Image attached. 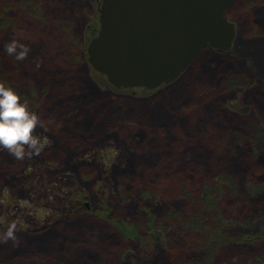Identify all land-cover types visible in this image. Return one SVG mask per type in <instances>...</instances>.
<instances>
[{
    "label": "rangeland",
    "instance_id": "rangeland-1",
    "mask_svg": "<svg viewBox=\"0 0 264 264\" xmlns=\"http://www.w3.org/2000/svg\"><path fill=\"white\" fill-rule=\"evenodd\" d=\"M1 1L0 13L3 8L7 9V15L16 21H8L4 30H0V36L3 38L6 34V42L15 38L29 45L27 56L32 59L37 53L44 63L61 62L67 75L59 80L48 79L46 84L45 77L40 76L41 70H32L34 75L30 76L28 72L32 71L22 60L19 64L13 59L7 65L0 64V79L15 82L11 85L22 98L29 100L30 108L39 114L46 126L34 129L45 141L38 155L19 160L7 149H0V232L11 221H16L24 231L29 230L36 236L26 238V233L17 227V240L0 241V264H193L209 259L211 253L205 249L202 240L205 235H200L199 242H188L189 246H200L193 251H186L180 245L186 243L182 233H178L174 240L180 244L172 245V249L164 250L161 245L145 247L137 240L123 237L120 229L111 225L109 218L97 212L106 204L116 218H125L134 225L145 227V215H137L119 204L116 183L130 196L132 207L144 202L145 186L155 184L151 179L142 182L141 173L160 163L163 153L168 158L164 145L175 141L176 124H181L184 118L191 120L193 133L190 138L194 143H174L177 151L170 161L180 160V151L186 149L190 155L188 159L193 160V174L197 176L190 177L189 181L196 183L198 178L202 182L207 181L217 172L228 186L218 198L217 207L206 206L203 211L213 214L215 210L229 222L224 225L229 239L215 247L211 264H264V242L234 241L235 236L264 231V159L254 157L246 146L249 141L248 144L260 146L264 153V72L255 51L242 55L236 47L239 38L251 42L256 40L264 47V31H250L249 20L244 19V12H247L264 21V0H253L250 6H243L241 0L236 2L232 19L237 23V35L231 52L213 49L203 52L196 66L197 69L201 67L198 74L202 80L196 81L202 83L204 91L192 93L191 97L186 86L181 84L177 98L171 100L176 106L182 105L183 101L191 102L192 107L178 116L169 113L167 108H159L161 105L170 108L166 93L155 95L164 88L150 93L110 89L101 83L96 70L86 64L81 48L73 47L67 33L64 34V28L66 30L67 27L79 45L82 44L86 24L96 17L93 0H30L41 8L37 29L30 31L19 26L27 12L23 3L29 0H17L16 9L8 8L11 1L4 0L5 4ZM204 66L208 71L205 73L210 76L208 78L203 74ZM34 69H39V64ZM209 78L214 81L213 88L208 84ZM187 80L186 77L183 79L184 82ZM254 82L256 85L249 89L236 87L249 86ZM179 85V80L171 84L172 88ZM46 89L47 92H43ZM109 95L116 97L112 100ZM182 95L190 98L181 101ZM62 98L66 101L65 109L53 111L57 100ZM133 105L146 106L148 111L128 113ZM93 121L92 129L95 130L90 128ZM93 132V137H96L87 141L86 136ZM168 133L170 136H166ZM142 136L147 137V142L141 144L137 152L138 148L131 140H141ZM240 136H244L242 141L247 139L241 147L238 142ZM78 137L86 141L78 140ZM126 141L130 147H126ZM68 144L80 148L74 153V161L82 162L79 173L83 178L75 171V165L69 163L72 156ZM192 147H203V150L194 151ZM206 149L214 151L211 161L204 153ZM234 150L236 152H232ZM197 154L204 155L201 156L202 163L197 162ZM133 156L141 160L142 168L132 164ZM120 163L128 166L129 172H116L117 176L113 170H117ZM249 166L257 171L255 176H251ZM132 184L138 187L129 194L128 188ZM159 190L154 188L150 191V198H163ZM77 192L89 196L80 201L83 204L88 202L89 206L78 212L73 207L76 202L74 193ZM179 192L188 194L185 188ZM189 195L197 198V190ZM186 202L189 203L188 199L183 200V204ZM184 211L183 207L181 212ZM192 211L194 209L189 207L188 213ZM177 232L178 229L162 234L166 243Z\"/></svg>",
    "mask_w": 264,
    "mask_h": 264
},
{
    "label": "trees",
    "instance_id": "trees-1",
    "mask_svg": "<svg viewBox=\"0 0 264 264\" xmlns=\"http://www.w3.org/2000/svg\"><path fill=\"white\" fill-rule=\"evenodd\" d=\"M11 1L10 4L8 5V8H12V9H16V3L17 0H9ZM240 0H237L236 2H238ZM253 0H241V4L244 5H248L250 6ZM25 3H23V6L26 5L27 7V12L25 13L24 16H22V20L23 23L21 25H19L20 27H22L23 29H26L27 31H30L31 29L35 30L37 29V25H38V20H39V14L41 10V8L38 6V4L32 2V1H25ZM236 2L232 5L231 10L228 12V16L230 18H233L234 16V9L236 7ZM1 3L5 4L4 0L1 1ZM7 9L2 10V12L0 13V30H4V28L7 26L8 21L13 20L12 22H15L16 20H14V17L10 18V16L7 15ZM34 13V14H33ZM233 14V16H232ZM38 16V17H37ZM20 18V17H19ZM16 19V18H15ZM244 19L249 20V26H250V31H253V29H255V31H260L263 30L264 31V21H262V19L257 18V17H252L251 14L244 12ZM65 32L67 33L66 37H69L70 41L72 42V45L75 49L79 48V42H77V39L75 37L72 36V34H70V32H68V28L66 27V30L64 28V34ZM6 36V34H5ZM5 36L2 38V35L0 36V64L4 65V64H8L10 59H13L15 62L18 61L19 64V60H17L15 58V55H9L5 50H4V45L6 43L5 41ZM260 47L261 50H264V47L262 45H260L256 40H254V42L248 41V40H242V39H238L237 41V49L239 51H241L242 55H248L249 52L251 51H255L254 47ZM81 48V47H80ZM209 50H206L204 52H207ZM35 59L30 58L29 56H26L24 59H22V61L26 62L28 68L30 69V71L34 70V71H38L41 70V74L40 76H44L45 77V81L47 84V80L48 79H53V78H57L58 80L61 78L66 77L67 74H65L66 69L64 64H61V62H45L40 60L39 57H41L39 54L35 53ZM70 56V55H69ZM257 56V55H255ZM73 57V55H72ZM200 57L198 59H196L191 67L183 74V76L181 77L182 79L179 80L180 85L184 84L186 86V88L188 89L189 92V96L192 97V93H201L204 91V87H202V83H198L196 80H202V78H199V70L201 69V67H199V69H197V63L199 61ZM12 61V60H11ZM76 61H79L76 59ZM39 64V69H34L37 65ZM202 64V63H201ZM200 64V66H201ZM261 65V67L264 68V63H259ZM15 65V64H14ZM263 68L262 71H263ZM75 69V67H74ZM77 69V68H76ZM65 70V71H64ZM64 72V73H63ZM208 71L205 69L204 66V70H203V74L207 77ZM264 72V71H263ZM2 73L0 72V75ZM28 74L30 76L34 75L33 71L32 72H28ZM186 77V79H188L187 81H183V79ZM210 77V76H208ZM207 77V78H208ZM9 84H15V82L11 79L9 81H7ZM257 82L252 83L249 86H243V85H237L236 87L240 89H249L251 87H253L254 85H256ZM209 85H211V88H213L214 85V81H211V79L209 78ZM236 82H234V86H235ZM179 86H176L174 88H172V86H168L162 90H160V92H157L155 95H160L161 92L166 93V97L169 99L168 104L170 105L169 107H166L164 105H161V108H167L169 109L168 112L174 116H178L179 113H181L182 111H186L191 105V102H187V101H183L182 105H178L176 106L174 104V102L171 99H175L177 98V93L178 91H181ZM178 87V88H177ZM177 90H172V89H176ZM43 92H47V89L44 90ZM116 96H112L109 95V98L114 100ZM190 98V97H188ZM186 95H182V100L188 99ZM167 104V105H168ZM66 105V101H64V99H58L57 103L55 105V108L53 109V111L55 110H61L63 111L65 109ZM176 106V107H175ZM58 107V108H56ZM192 107V106H191ZM147 110L146 106H136L133 105L132 107H129L128 113L131 112L132 114L135 113H145ZM173 116V117H174ZM117 117V116H115ZM175 118V117H174ZM133 120V119H132ZM137 120V119H136ZM93 124L90 126V128L92 129V126L94 125V121L92 122ZM181 124H176V128H177V135L174 136L175 141L173 143H167L166 145H164V152L166 153L167 157H164L165 154L163 153V158L160 160V163H157L154 165L153 168H149V169H145L143 171V173H141L142 175V182H145L147 179H151L152 182L155 184L154 186H152L151 184L145 186L146 190H144L143 194L146 196L144 202H139L136 203L135 206H131L129 204V200H130V196L124 191H121V186L117 184L116 186V195L119 198V204L124 207H128L131 211H133V213L135 212V214L139 215L140 213H142L143 215H145L144 218L145 219V227L141 228L137 225H134L133 223H131L130 221H128L125 218H116V216H114V212L109 206H107L106 204L102 206V208H98L96 211L100 212L101 214L103 213V215L107 218H109L111 225H116V227H118L120 229V234L123 237H127L132 241L137 240L141 245L143 246H151V245H161L163 247L164 250L167 249H172L173 246L172 245H178L180 244L179 242H175L174 240L178 237V233H182L185 235V240L186 243L185 244H180L184 246V249H186V251H193L192 249H199L198 246L192 245L189 246L187 245L188 242H199L202 238V236L200 235H205V237L202 239L203 244L205 246V249H207V251H210L209 253V259H206L205 261H201L200 263H193V264H211V259L213 257V253L215 251V247L219 246L220 243H224L226 241L227 234L224 231V225H228V220L226 219V217L221 216L220 214L218 215V213L214 210L215 213H204V209H206L207 207H212L215 208L217 200L219 197H221L222 193L225 190V187L228 189V186L226 185V181L224 179V177L221 174H218L217 172L213 173V176L210 177L209 180L207 181H203L201 179H197L198 181H189L190 177H197L195 176V174H193V160L188 159L190 158L189 152L188 150L184 149L180 151V155H182V158L180 160H174V161H170V157L174 156L175 152L177 150L176 147L174 146V143L179 142V141H188V142H193V139L190 138V134H192V130L190 128L191 125V120L188 118H184L182 120V122H180ZM175 125L172 124L170 125L171 128H173V126ZM167 126V125H166ZM169 127V126H168ZM183 127L186 128L185 131H183ZM169 129V128H168ZM92 130H95L94 128ZM106 130V129H105ZM110 131V129H109ZM167 132V131H166ZM170 133V135H172V130L169 129L168 131ZM169 133L166 136H170ZM186 133V134H185ZM120 133H118L119 136ZM95 135V133L93 132V134L86 136L87 137V141L95 138L93 137ZM146 136V135H145ZM143 137L141 138V140H137L133 138L131 141V143H135V147L138 148L139 146H141V144H144L145 142H147L146 138L147 137ZM149 137V136H148ZM244 136H240L238 139V142L240 143L239 146L241 147V144H243L244 142L247 141H242V138ZM78 140H81L83 142L86 141V139H84L83 137H78ZM135 141V142H134ZM249 143V141H248ZM246 143V146H249V150L251 152V154L254 157H260L261 160L264 159V153L262 152V149L260 148V146H256L254 144H248ZM129 144L128 141L125 142L126 147L129 146L127 145ZM248 144V145H247ZM67 145V144H66ZM69 145V144H68ZM193 146V144H191ZM198 146V145H197ZM130 147V146H129ZM78 149H80L78 147ZM76 149V147H72L71 145L68 146V151L70 153V159L71 161H73L72 163L69 160V163L71 165H75V171L77 172L78 175H80V166H82V162H80V160H76L75 159V155L74 153L78 150ZM177 149H180V147H177ZM192 149L194 151H197L198 149L203 150V147H195ZM242 149V148H241ZM139 148L137 149L138 152ZM244 149H242L243 152ZM66 151V152H68ZM129 152H132L129 150ZM136 152V153H137ZM232 152H236L235 150ZM204 153L207 155V158L209 159V161L212 160L213 156H214V151H210L209 150H205ZM201 156H204L203 154L198 155L197 154V162L202 163L203 159H201ZM200 158V159H199ZM79 159V158H78ZM131 162L132 164L138 166V168H142L143 164L141 162V160L135 156L131 157ZM231 162L228 163V166H230ZM239 164V163H238ZM256 165H253V167ZM37 168L41 169V167ZM224 168V167H223ZM251 168V176H255L257 174V171L252 168L251 166H249V169ZM220 169V168H219ZM225 169L222 170V172ZM154 171H157L159 173H156ZM226 171L228 172L229 169ZM249 171V170H248ZM247 171V172H248ZM114 174H116L118 176V174L116 172H123L125 174H127V172H129V167H124L123 163H120L119 165H117V170H113ZM150 172V173H149ZM185 175H187L186 179ZM81 176V175H80ZM180 177H182V180H180ZM81 178H83L81 176ZM11 179V178H10ZM184 180L186 182H184ZM183 181V182H182ZM178 183V185L176 184ZM251 183V181L249 182V184ZM183 184V186H181ZM254 184V183H253ZM134 185V184H132ZM129 186L130 188H128V193L131 194L133 192V190H135V187H138L136 185H134L133 187ZM252 185V183H251ZM181 186V187H180ZM250 186V185H249ZM198 187V189H197ZM253 187V186H252ZM154 188H158L162 189V191H160V193H162L163 198H154L151 199L150 198V191L154 190ZM185 188V191L188 192V194L183 195L179 192V190ZM195 190H197V198H192L191 195H189L190 193L194 194ZM123 193L127 194V195H123ZM74 197L76 202L73 203V207H75V209L78 211H80L81 209H85L87 208L85 204L80 203V201L82 199H87L89 198V196L83 194V193H74ZM188 199L189 203H185L183 204V200ZM91 200V198H90ZM93 200V199H92ZM163 202V203H162ZM189 204V205H188ZM183 205V206H182ZM185 208L186 212L184 211L183 213L181 212L182 208ZM189 207L194 211L189 212L188 213V209ZM76 212V213H77ZM75 213V212H74ZM191 215V217L187 220H185V218L188 215ZM208 217V218H207ZM17 223V227H19L21 230H23L24 228L21 227V224L19 222ZM81 225V223H80ZM173 226V227H171ZM178 229V232L174 234V238L171 241L164 239V233L169 232V230L171 231H176ZM24 231V230H23ZM46 232L49 230H45ZM26 233V238L28 237H36L34 234L28 230V232L24 231ZM156 234H158L160 237H157ZM163 234V235H162ZM199 236H198V235ZM60 235H62L60 233ZM59 235V237H60ZM168 237V236H167ZM160 238V239H159ZM234 241L235 242H257V243H263L264 242V231L259 232V233H255V234H242L240 237H234ZM197 252V251H196ZM111 253V252H110ZM49 260H51V257L49 258ZM9 264V263H8Z\"/></svg>",
    "mask_w": 264,
    "mask_h": 264
},
{
    "label": "water",
    "instance_id": "water-1",
    "mask_svg": "<svg viewBox=\"0 0 264 264\" xmlns=\"http://www.w3.org/2000/svg\"><path fill=\"white\" fill-rule=\"evenodd\" d=\"M233 1L102 0L88 61L113 88L169 84L205 47L231 50L236 28L226 12Z\"/></svg>",
    "mask_w": 264,
    "mask_h": 264
},
{
    "label": "clouds",
    "instance_id": "clouds-1",
    "mask_svg": "<svg viewBox=\"0 0 264 264\" xmlns=\"http://www.w3.org/2000/svg\"><path fill=\"white\" fill-rule=\"evenodd\" d=\"M4 50L22 60L30 51V46L13 38L5 43ZM38 126L46 127L39 114L30 108L29 100L22 98L15 87L0 79V149H7L19 160L38 155L45 142L39 132H34ZM16 229V221H11L0 232V241L17 240Z\"/></svg>",
    "mask_w": 264,
    "mask_h": 264
},
{
    "label": "bare ground",
    "instance_id": "bare-ground-1",
    "mask_svg": "<svg viewBox=\"0 0 264 264\" xmlns=\"http://www.w3.org/2000/svg\"><path fill=\"white\" fill-rule=\"evenodd\" d=\"M255 53L257 57L259 58V63H264V50H261L260 47L256 46L254 47ZM264 71V68H263Z\"/></svg>",
    "mask_w": 264,
    "mask_h": 264
},
{
    "label": "flooded vegetation",
    "instance_id": "flooded-vegetation-1",
    "mask_svg": "<svg viewBox=\"0 0 264 264\" xmlns=\"http://www.w3.org/2000/svg\"><path fill=\"white\" fill-rule=\"evenodd\" d=\"M95 4V10H96V15L99 16V9L101 7V2L102 0H93ZM97 25H98V20H97ZM99 26V25H98Z\"/></svg>",
    "mask_w": 264,
    "mask_h": 264
}]
</instances>
